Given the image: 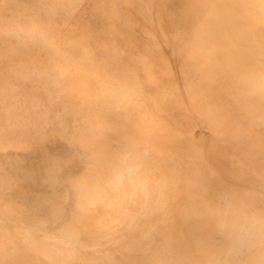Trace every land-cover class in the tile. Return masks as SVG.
<instances>
[{
	"label": "rangeland",
	"instance_id": "1",
	"mask_svg": "<svg viewBox=\"0 0 264 264\" xmlns=\"http://www.w3.org/2000/svg\"><path fill=\"white\" fill-rule=\"evenodd\" d=\"M264 0H0V264H264Z\"/></svg>",
	"mask_w": 264,
	"mask_h": 264
},
{
	"label": "clouds",
	"instance_id": "2",
	"mask_svg": "<svg viewBox=\"0 0 264 264\" xmlns=\"http://www.w3.org/2000/svg\"><path fill=\"white\" fill-rule=\"evenodd\" d=\"M240 232V242H245L253 235H258L261 238H264V220L249 221L240 228Z\"/></svg>",
	"mask_w": 264,
	"mask_h": 264
}]
</instances>
